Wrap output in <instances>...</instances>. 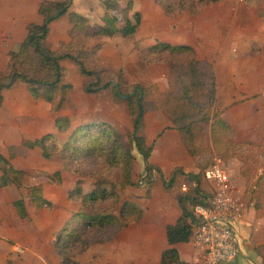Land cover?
Here are the masks:
<instances>
[{
  "label": "crops",
  "instance_id": "crops-1",
  "mask_svg": "<svg viewBox=\"0 0 264 264\" xmlns=\"http://www.w3.org/2000/svg\"><path fill=\"white\" fill-rule=\"evenodd\" d=\"M41 1L43 0H0V70H7L9 53L17 49L25 39L26 26L29 23L41 24L43 22V17L38 12ZM52 1L64 2L65 0ZM123 1L126 2V0ZM147 3L149 6L143 8L142 0H133L129 17L133 21V15L139 13L141 21L136 33L129 37H94L93 33L103 25L104 6L99 1L72 0L70 10L85 17L88 29V46L100 45L96 57L104 61L103 65L108 73L129 84H158L160 88H166L167 80L170 77L167 64L148 65L141 59L139 50L151 46L157 41L193 47L198 59L207 60L214 66L217 79L216 110L220 113L221 119L234 130L233 138H227L226 142L253 144L256 149L264 150V88H258L259 84L256 83L264 73V67L261 65L260 68L257 64L259 61L256 60L254 65L256 74L252 73V70H248L238 75V77L241 75L242 79L248 76L245 73L254 74L249 77L253 79L250 80V83L251 81L255 82V87L250 84L247 88H243L235 81L233 68L228 71V59L234 58H228L227 40L224 36L225 28L230 26L231 22H239L242 19L243 7L237 6L236 0H221L209 4L201 15L192 16L184 12L178 19H173L167 16L154 0H145L144 4ZM245 7L252 6L245 5ZM247 8H245V12H247ZM185 14L192 18L190 22L188 21L189 23L182 20ZM54 23V25L53 22L50 24L45 42L51 50L56 51L61 43L70 41L72 25L68 15H64ZM249 28H252L251 24ZM229 57L232 56L229 55ZM69 63L65 59L61 61L65 71L62 84L71 85V92L75 90V87L67 76L66 65H69L70 70L74 72L75 68ZM76 66L82 76L79 89H83L85 92V78L79 66L77 64ZM86 67L92 70L94 63L88 61ZM235 82L242 88H236ZM59 93L62 92L59 91L57 94ZM85 94L91 97H105L106 103L97 104L91 110L88 108L83 110L84 107L81 104L80 107L73 106L74 115L65 109L59 114L62 106L59 111H53L52 103L43 97L34 99L25 83H16L2 91L0 153L11 158L12 151H15L16 155L10 159L11 163L15 168L25 172V178L23 187L9 185L0 189V264H9L10 256L21 249L24 253L32 251L31 245L35 244L33 240L30 241V244L28 243L27 236L33 234L34 237L36 235L34 227L30 228L27 225L30 220L29 216L33 215L35 219H39L37 218L39 217L38 213L42 209H36L30 202L29 187L43 184L44 196L52 201L50 197H47L46 188L50 181V172L47 166L53 157L44 158L39 148L24 147L23 141L35 140L46 134L66 135V133L58 131L55 125L56 118L64 116L70 118V129L90 121H101L113 125L122 134L125 128L129 129L132 118L127 105L126 103V106L117 104L111 90L98 94L86 92ZM138 134L144 138L147 145L153 147L147 161L137 152L141 157L138 160L141 179L147 178L146 162L160 168L162 176L153 170L151 182L146 179L145 183H139L140 187L134 185L127 187V199L133 201L143 210V218L120 231L114 240L101 244L99 247L93 244L88 252L77 258V260L82 259L81 262L79 261L81 264H95L96 261H104V264H162L163 251L171 247L166 236V226L174 224L182 214L177 200L178 196L175 195L177 188L174 187L181 175L177 176L172 187H166L160 181L161 179L168 181L170 174L176 168L193 174L199 173V169L184 145L180 132L174 128L172 121L161 108L148 110L145 113L143 127L138 131ZM243 150L242 153H247L252 149L247 151L245 147ZM251 154L264 158V151L257 154V150H253ZM231 157L233 163L234 159L236 163L235 169L232 171V178H230L232 179L231 184L242 198L244 212L236 223L238 255L234 260L221 264H264V184L260 182L256 186L246 175L243 167L244 162L235 155ZM262 171L263 169H261ZM205 182L208 185L204 184ZM203 185L212 196L213 186L206 179L201 180V188L204 189ZM211 196L207 195V198L209 199ZM19 198H24L25 201L28 212V216L25 218L20 217L13 206V202ZM31 208L35 214H31ZM73 212L75 211H72L69 217ZM26 219H28L27 222ZM15 238L16 240H14ZM12 240H14V244L10 245L9 241ZM175 248L179 254L180 264H197L199 262L200 252L195 248L192 239L175 245ZM35 257L41 259V256L36 255ZM57 257V264H60L58 253ZM88 257L91 260H87ZM23 259L28 264H39L38 260L34 263L30 255L25 254Z\"/></svg>",
  "mask_w": 264,
  "mask_h": 264
},
{
  "label": "trees",
  "instance_id": "trees-1",
  "mask_svg": "<svg viewBox=\"0 0 264 264\" xmlns=\"http://www.w3.org/2000/svg\"><path fill=\"white\" fill-rule=\"evenodd\" d=\"M121 1L123 0L102 1L103 25L93 33L94 37H129L136 33L141 17L139 13H135L132 21L129 13L133 0H126V6L120 9ZM154 1L167 16L176 18L183 12L193 16L200 15L209 4L221 0ZM244 1L247 5L256 7L259 17L264 18V0ZM70 6L69 1L43 0L40 2L38 12L43 17V22L41 24L29 23L26 26L25 39L17 49L9 53L7 70H0V105L2 91L19 82L28 85L34 99L43 97L54 105L56 94L59 91L65 93L72 89L71 85L62 84L65 71L61 61L70 59L79 66L85 78L86 93L98 94L111 90L115 101L124 100L126 102L129 115L134 123V145L143 159L147 161L153 147L147 145L144 138L137 132L142 129L143 118L147 112L145 100L154 89H160V85L129 84L108 73L103 65L104 61L96 57L100 45L88 46L85 17L71 11ZM64 15L69 16L72 25L70 41L61 43L59 49L53 51L45 40L50 24ZM121 21L123 24L120 26ZM139 55L148 65L153 63L168 65L170 77L167 83L170 90L160 94L167 95L168 103L161 104L159 108L172 121L174 128L180 132L184 145L199 169V173L193 174L176 168L170 174L169 180L163 181L166 187H172L177 176L183 175L194 185L188 193L178 195L177 200L182 214L174 224L166 226V236L171 247L163 251L161 263L180 264L175 245L191 239L194 225L197 222L194 207L208 200L207 194L201 190V173L211 163H214L217 157H225L228 151L234 152L235 156L244 160L239 150L246 147L248 151L256 147L253 144L226 142L227 138H233L234 130L221 119L220 113L216 110L217 79L214 66L207 60L198 59L193 47L157 41L139 50ZM88 61L94 63L92 70L86 67ZM137 87L140 90L136 91ZM64 100L62 96L54 107V111H59ZM55 125L58 131L68 134L65 141L60 142L53 134H46L35 140L23 141L22 145L28 148H39L46 159L60 157L64 171L72 172L69 166L71 161L77 163L78 159L98 156L104 160L107 172L112 170L116 176L118 173L117 178L113 177L114 180L107 175L100 177L94 188L87 193H82L80 181H77L69 192L68 199L79 203L80 207L64 223L57 234L54 246L60 257V264H81L75 259L77 255L86 253L94 243H107L114 240L120 231L143 218L144 212L140 207L131 200H124L120 203V196L114 190L117 186L125 188L134 185L135 156L125 147L120 132L108 123L90 121L70 129V118L64 116L57 117ZM197 129H203V135L206 136L204 144L198 143ZM15 155L16 152L12 151L11 158H7L0 153V189L9 185L18 187L24 185L25 172L15 168L10 160ZM262 169L263 171L255 182L256 186L262 182L261 179H264V168ZM145 170L149 182L152 181L153 170L162 176L160 168L147 162ZM53 177L60 182L61 171H56ZM43 189V184L29 187L30 202L36 209L53 205L52 201L44 196ZM119 204L121 206L116 214L115 209ZM13 206L20 217L28 216L24 198L15 200ZM89 206L92 208L91 211H88ZM94 229H97L96 235L91 233Z\"/></svg>",
  "mask_w": 264,
  "mask_h": 264
},
{
  "label": "rangeland",
  "instance_id": "rangeland-1",
  "mask_svg": "<svg viewBox=\"0 0 264 264\" xmlns=\"http://www.w3.org/2000/svg\"><path fill=\"white\" fill-rule=\"evenodd\" d=\"M65 1H69V0H65ZM96 1H99L100 3H102L103 0H96ZM125 3H126L125 1L120 2V9L125 6ZM144 3H145V0H142V5H144V7L143 6L142 7L147 8L149 4L148 3L144 4ZM236 5L242 6L243 7L242 10H244V12L241 13L242 19H240L239 22H236V21L231 22V25L225 28L226 34L224 33V36L227 40L226 48H227L228 58H234L232 60L228 59V62H227L229 64L228 71H230V68H233L235 81L241 84L243 88H247L250 84L255 87V84H254L255 82L251 81L250 83V80H253V79L249 77V75L254 76V74L245 73V74H248V76L243 77L242 79H241V75L240 77H238V75L248 70H252V73H255L256 67H254V65L256 64V60L259 61L257 62V64L259 65L260 68H261V65L264 67V18L259 17V13L256 7L254 6L249 7V8L245 7V5L247 4H245L244 0H236ZM245 8H247L246 9L247 12H245ZM182 14H180L178 17L173 18V19H178L180 16H182ZM191 19L192 18L186 14L182 17L183 22H186V23H189ZM244 19L248 21L246 22ZM54 24L55 23L53 22V25ZM121 24H123L122 21L119 23V25L121 26ZM250 24L252 25L251 29L249 28ZM139 36L142 37L143 35H139ZM110 44L112 45V43ZM229 55H231L232 57H229ZM65 60L67 62H70L69 64H71V66L75 68V72H74L70 70L71 67L69 65H66L68 69L67 76L69 77L70 81L74 83L73 86L75 87V90H72L71 92L70 90H68L65 93L56 94L57 96H56L55 104L53 105V111H54V107L58 103V100L62 96H64L65 101L62 105V109L59 111V114H61L63 110L65 109V111L71 112L74 115L73 106L78 105V107H80L81 104L84 107L83 110H85V108H88V110H91L92 107H96L97 104L106 103L105 97H91L89 95H86L83 89L82 90L79 89L82 83V76L78 70V67L76 66L75 63L72 62V60L71 61L70 59L69 60L65 59ZM224 72H226L225 69H224ZM241 80L243 81L239 82ZM236 82H235L236 88H242ZM256 83L259 84L258 88H264V73L261 74V77H259V80ZM167 85L168 83L166 84V88H160L157 90L154 89L155 90V91L153 90L154 93L151 92V95L145 100L147 111L153 110L155 108H159L161 104H166V102L168 103L167 95L164 94L165 92H168L170 90L169 86ZM129 91H131V89ZM161 92H164L163 95H160ZM133 93L135 94L136 91L134 90ZM109 94L111 95V93ZM116 103L122 106H126L125 105L126 102L117 101ZM52 119H53V115H52ZM132 120L133 118L131 119L129 129L125 128L123 134L122 133L120 134L123 138L125 147L131 150L132 154L136 156L135 161H134L133 179L135 182L134 186L140 187L141 185H139V183L140 182L145 183V180L147 178L141 179L142 175L140 174V169H139L140 164L138 161L141 157L138 154L139 152L136 149L134 142H133V121ZM77 121H78V118H77ZM196 131L198 132V135H199L197 137L198 143L204 144L206 136L203 135L204 134L203 129H197ZM54 136L56 137V139H58V141L63 142L66 140L68 134L66 133V135L62 134L61 136H57V135H54ZM253 150H257V154L264 151V150L260 151V148L259 149L253 148L250 152H247V153H242L244 151L243 148H241L239 151L244 155L243 157L244 160H241L244 162V166H243L244 171L246 172V175L249 176V180L255 183L256 180L258 179V176L261 174L262 167L264 168V158L259 157L258 155L255 156L251 154ZM233 153L234 152L228 151V153L225 154V157L224 156L219 157L224 163L231 178H232V171L235 169V166H236L235 159L233 163L232 157H231L232 155L234 156ZM212 164L213 163H211L207 167V169ZM69 166L72 172L63 170L64 165L60 157L58 156L53 157L50 160L49 165L47 166L50 172V177L48 176L50 178V181H49V185L46 188V192H47V197L51 198L53 205L48 208H43L41 211H39L38 213L39 217H37L39 219H35L33 215L29 216L30 218L29 221L28 219H26V222L28 221L27 226H30V228L34 227L35 229L34 234L36 235L34 237H33V234L28 235L27 236V238L29 239L28 243L30 244V241L33 240L35 244L31 245L32 251L24 253L22 252L23 249H21V251H17L14 253V255H11L10 256L11 261H8L9 264H28L23 259V256L25 254L30 255L34 263H36L38 260L39 264H57L58 257L54 249V246H53L54 241L57 237V234L59 233V229L63 225L64 221L69 217L70 213L72 211L78 210L80 207L79 203L72 202L68 199V195H69L71 188H73V186L77 183V181H80L82 183L81 184L82 193H87L94 188V186L97 184V180L100 177L107 175L112 179L114 176H116L115 172H113L112 170L110 172L106 171V164L104 160L99 158L98 156L90 157L87 159L85 158L78 159L77 163L75 161H71L69 163ZM58 170L61 171V181L60 182H58L56 178L53 177V174ZM205 170L201 173V180H205L203 176ZM117 176H118V173H117ZM117 176L115 178H117ZM112 180H114V178ZM261 180H262L261 183L264 184V179H261ZM162 181L163 180L161 179L160 182L163 183ZM204 184L208 185L207 182H205ZM193 186L194 185L191 184V182H189L183 175H181L179 176L177 184H175L174 187L175 189L177 188L176 192L179 195L182 193H188L189 189ZM183 187H186L185 191L182 189ZM126 189L127 187L120 188L118 186L114 188L115 192L120 196V203L123 202L124 200H128L126 196L127 195ZM201 190L205 194L211 196V193H209V191L205 188V186H204V189L201 188ZM177 194L175 195L178 196ZM175 195L174 197H176ZM120 206L121 204H119L117 208L115 209L116 214H118ZM91 210L92 208L89 206L88 211H91ZM30 211H32L31 214H35L33 213L32 208ZM91 233L93 235H96L97 229L91 230ZM103 235L106 236L105 233H103ZM14 240H16V238ZM14 240L9 241L10 245L14 244ZM39 240H40V243H39ZM19 242L21 243V241ZM101 244H105V243H98V242L94 243V245L98 247ZM36 255L41 256V259L35 257ZM81 255H77L75 259L77 260V258L80 257ZM87 260H91V258L88 257ZM77 261L81 262L82 259L81 260L79 259ZM82 264H85V263H82ZM95 264H104V261H96Z\"/></svg>",
  "mask_w": 264,
  "mask_h": 264
},
{
  "label": "built area",
  "instance_id": "built-area-1",
  "mask_svg": "<svg viewBox=\"0 0 264 264\" xmlns=\"http://www.w3.org/2000/svg\"><path fill=\"white\" fill-rule=\"evenodd\" d=\"M204 178L213 186V194L204 204L194 207L197 222L191 239L200 252L197 264H221L238 255L236 223L243 215L244 205L221 159H215L205 170ZM182 189L185 191L186 187Z\"/></svg>",
  "mask_w": 264,
  "mask_h": 264
},
{
  "label": "water",
  "instance_id": "water-1",
  "mask_svg": "<svg viewBox=\"0 0 264 264\" xmlns=\"http://www.w3.org/2000/svg\"><path fill=\"white\" fill-rule=\"evenodd\" d=\"M71 2H72V0H69V3H71ZM115 85L117 86V84H115ZM137 90H140V88L137 87V88H136V91H137Z\"/></svg>",
  "mask_w": 264,
  "mask_h": 264
}]
</instances>
